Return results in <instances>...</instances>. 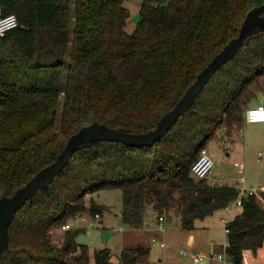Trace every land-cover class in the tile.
Instances as JSON below:
<instances>
[{"label":"trees","instance_id":"trees-1","mask_svg":"<svg viewBox=\"0 0 264 264\" xmlns=\"http://www.w3.org/2000/svg\"><path fill=\"white\" fill-rule=\"evenodd\" d=\"M132 0H0V15L18 24L0 35V198L10 196L53 162L69 137L99 121L147 132L171 110L198 74L264 0H139L141 18L128 31ZM264 75V31L252 35L218 69L192 107L151 145L101 140L73 154L51 184L16 213L0 264H138L148 253L126 247L118 262L67 231L61 245L50 230L88 208L86 195L121 189L122 218L140 227L148 204L175 209L185 230L196 228L240 196L234 184L197 178L193 163L224 124L243 119V95ZM226 227L227 256L264 245V206L242 195ZM93 214L105 206L92 201ZM93 258V262H92Z\"/></svg>","mask_w":264,"mask_h":264},{"label":"rangeland","instance_id":"rangeland-1","mask_svg":"<svg viewBox=\"0 0 264 264\" xmlns=\"http://www.w3.org/2000/svg\"><path fill=\"white\" fill-rule=\"evenodd\" d=\"M125 5L130 10L127 29L131 32L141 18L140 1H127ZM242 103L244 115L249 107L264 104V75L249 86L243 95ZM206 148L215 162L211 177L207 180L213 184L236 185L239 172L235 162H243L248 173L246 187L257 192V199L264 206V122L248 123L243 119L233 125L224 123L208 142ZM260 151L263 152L262 158L259 156ZM86 200L88 208L83 214L67 221L71 225L68 230L76 231V240L79 243L87 244L92 255L96 249L109 247L113 253L112 260L117 262L123 250L140 236H143L144 242L148 243L153 235H156L167 242V247L163 250L159 244H153L148 264H223L217 260L194 262L191 252L201 250L210 253L215 245L218 247L214 249L224 251L222 244L227 241L225 218H233L241 208L236 207L231 212L223 208L208 217L205 222H199L196 229L197 240L193 244L190 241L191 233L189 234L183 228L181 214L175 209L165 213V231L156 232L149 228L145 234V232L133 230L124 224L121 189H101L94 193H88ZM92 201L105 206L101 217L92 213L89 207ZM157 213L152 205H147L145 219L151 223L152 228H156ZM121 228L123 229L121 230ZM68 230H64L62 225H55L50 230V236L55 243L61 245L67 238ZM136 233L139 237H136ZM199 236L202 237V242ZM182 250L189 252L184 254ZM249 251H251L250 259L247 258L245 261V251L242 264H264V261L259 260L261 258H255L254 251ZM160 258H162L161 261ZM228 264L237 263L228 258Z\"/></svg>","mask_w":264,"mask_h":264},{"label":"water","instance_id":"water-1","mask_svg":"<svg viewBox=\"0 0 264 264\" xmlns=\"http://www.w3.org/2000/svg\"><path fill=\"white\" fill-rule=\"evenodd\" d=\"M261 31H264V3L255 6L248 12L239 34L232 38L204 67L193 84L176 105L162 116L155 128L141 133L120 127L113 128L99 121H94L72 134L64 149L53 162L40 169L27 183L18 188L14 194L0 198V256L10 247L9 228L15 219L17 211L40 189L47 187L53 182L56 176L67 166L75 151L101 140L119 141L135 147H142L151 145L161 139L175 125L180 116L192 107L197 95L211 79L212 75L229 59L233 58L241 47L250 41L252 35ZM236 263L241 264L242 260H237Z\"/></svg>","mask_w":264,"mask_h":264},{"label":"built area","instance_id":"built-area-1","mask_svg":"<svg viewBox=\"0 0 264 264\" xmlns=\"http://www.w3.org/2000/svg\"><path fill=\"white\" fill-rule=\"evenodd\" d=\"M18 24V18L16 14L10 13L6 15H0V35H5L6 32L17 26ZM245 120L248 123H255V122H264V104H257L255 106L249 107L245 112ZM260 158L263 157V152L260 151L259 153ZM215 162L210 155L208 149L205 147L199 157L196 159V161L193 163L191 172L192 174L197 178H210L213 168H214ZM235 166L238 168L239 177L237 178L236 186L240 191V196L231 201L227 206L226 210L233 211L236 207H242V195L244 194H256L257 192L252 189L246 187L247 182V169L243 162L236 161ZM96 216H100L99 213L96 214ZM158 222L156 224V230L159 232L165 231V214H157ZM229 219H226L225 223ZM62 228L64 230L70 229L71 225L69 223H65L62 225ZM226 233L229 231V229L225 226ZM153 243H158L162 248H165L167 246V242L164 239H158L154 237ZM229 245V242L226 241L224 244V251H219L216 249H212L210 253H207L205 251H193L191 252V255L193 257L194 262H202L205 260H217L222 262L223 264H228V256L226 252V248ZM184 254L188 253L187 250H182Z\"/></svg>","mask_w":264,"mask_h":264},{"label":"crops","instance_id":"crops-1","mask_svg":"<svg viewBox=\"0 0 264 264\" xmlns=\"http://www.w3.org/2000/svg\"><path fill=\"white\" fill-rule=\"evenodd\" d=\"M223 180H225V178H223ZM215 181H219V180H215ZM221 181V180H220ZM223 183H219V185H222ZM263 189H264V186H263ZM242 210V208H240V211ZM239 211V212H240ZM157 212V211H156ZM169 212H171V210L169 211ZM99 217H101V215L99 216ZM145 217H146V211H145V216H144V223H143V225L142 226H140V227H131L133 230H140L141 232H147V230H149V228H150V230L151 231H156V232H159V231H157L156 230V228H152V226H151V223L148 221V220H146L145 219ZM208 217H210V216H208ZM207 217V218H208ZM206 218V219H207ZM206 219H204V220H198L197 221V223H196V228L195 229H193L192 231H188L189 232V234H190V241H191V243H195L196 242V240H197V234H196V229H197V226L199 225V222H201V223H203V222H205V220ZM226 219L227 218H225V221H226ZM232 219V218H231ZM230 220V219H229ZM200 223V224H201ZM123 228H121V230H122ZM146 232H145V234H146ZM194 233V234H193ZM137 234V236L136 237H139V235H138V233H136ZM154 237H156V238H158V239H162V238H160V237H158V236H156V235H153V237L151 238V241L150 242H144V240H143V236H140L136 241H133L132 242V244L131 245H129V246H136V245H142V246H144L145 248H147L148 249V253H144V254H141L140 255V259H139V263L138 264H148V259H149V256H150V253H151V247H152V245L154 244L153 243V238ZM202 237L201 236H199V239H201ZM202 240L203 239H201V242H202ZM200 242V241H199ZM155 244H158V243H155ZM225 244V243H224ZM224 244H222V246H223V248H224ZM221 246V247H222ZM128 247V246H127ZM161 247V246H160ZM167 247V246H166ZM165 247V248H166ZM215 247H218V245H215L214 246V248ZM162 248V247H161ZM165 248H162L163 250L165 249ZM220 249V248H219ZM89 250H90V248H89ZM188 251V250H187ZM220 251V250H219ZM246 252H245V261H246V259L247 258H249L250 259V257H251V251H249V250H245ZM189 252V251H188ZM90 253H91V251H90ZM255 254H256V256H255V258L257 257V259H259V258H261V259H259L260 261H264V245L262 246V247H260L256 252H255ZM244 259H242V263H243V261H244ZM119 260H120V257H119ZM118 260V261H119ZM162 260V258H160V261ZM117 261V262H118ZM241 263V264H242ZM155 264V263H154Z\"/></svg>","mask_w":264,"mask_h":264}]
</instances>
